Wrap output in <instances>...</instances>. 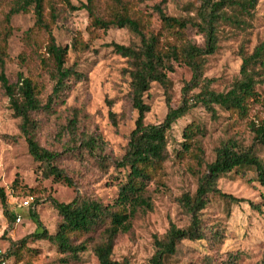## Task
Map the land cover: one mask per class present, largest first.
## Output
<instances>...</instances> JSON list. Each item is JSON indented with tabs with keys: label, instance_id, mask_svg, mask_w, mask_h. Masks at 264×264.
<instances>
[{
	"label": "rangeland",
	"instance_id": "374dc122",
	"mask_svg": "<svg viewBox=\"0 0 264 264\" xmlns=\"http://www.w3.org/2000/svg\"><path fill=\"white\" fill-rule=\"evenodd\" d=\"M71 1L78 6L86 0ZM159 1L136 0L134 4L153 31L160 30V20L153 8ZM105 2L96 0L100 15L107 14ZM199 4V0H166L163 8L168 15L199 21L196 17ZM224 10L229 19L217 22V47L214 53L206 55L203 67V77L210 80V88L216 91L229 89L239 77L242 54L264 43V0H260L249 14L238 15L231 8ZM5 12L6 6L0 5V30ZM56 12L57 19L52 28L58 44L70 46L73 36L78 34L85 41L89 40L86 29L89 18L85 9L69 11L57 3ZM33 21L31 11L12 16V34L7 40L4 71L10 83L16 82L18 71L30 76L41 88L40 98L44 102L53 81L41 68L38 57L35 54L27 56L23 66L18 61V55L24 49L23 32L32 26ZM98 34L96 39L89 40L88 49L68 50L67 64L75 66L84 77L72 82L70 90L62 101L53 105L51 112L34 114L39 124L36 139L48 149L61 151L67 146L69 136L64 125L74 114L78 118L77 133H95L103 139V165L99 160L102 155L94 157L85 153L77 156L67 152L58 160L59 167L71 178L73 186L43 175L39 163L28 153L25 139L18 130L19 119L13 116L8 98L0 87V187L6 194L8 209L14 218L8 221L0 203V255H3L0 264H98L90 249L81 254L78 262L63 263L60 261L63 255L45 239H27L16 257H4L15 250L18 242L28 234L42 228L49 233L56 230L59 216L51 203L52 198L69 202L79 196L109 203L116 196L124 170L115 169L114 163L124 152L137 111L131 103L130 61L116 53L109 44L136 45L139 39L129 30L118 27L99 30ZM167 39L177 44L188 40L200 47L205 45L204 34L192 25L178 34H168ZM172 64L173 70L167 73L165 85L171 105L178 106L182 86L190 79V71L178 62ZM256 88L264 97V83ZM197 91L195 88L190 94ZM167 92L161 85L152 83L144 95L150 106L145 114V123L163 120L167 111ZM249 107L248 115L242 118L219 107H216V115L211 116L198 105L172 125L167 133L165 173L160 181L152 182L148 187L153 207L139 211L130 230L118 234L112 252L114 260L127 264H150L149 258L154 252L153 237L163 235L170 222L180 227L188 224L189 216L180 207L178 199L184 192L195 191L197 177L190 172L187 158L181 160L175 156L176 150L181 148L184 128L191 124L199 127L200 131L194 138L204 151L205 161L210 162L214 159L215 148L226 140L237 141L243 147L252 144L249 122H257L264 112L257 101H252ZM255 151L264 160V147L256 145ZM217 186L222 192L244 201L229 203L217 195H209L208 204L200 214L207 238L181 242L177 253L165 258V264H257L264 256V187L255 180L254 171L246 168L233 170L219 178ZM23 200H28L29 205L21 206ZM98 240V232L90 234L88 247Z\"/></svg>",
	"mask_w": 264,
	"mask_h": 264
},
{
	"label": "trees",
	"instance_id": "16d2710c",
	"mask_svg": "<svg viewBox=\"0 0 264 264\" xmlns=\"http://www.w3.org/2000/svg\"><path fill=\"white\" fill-rule=\"evenodd\" d=\"M136 0H106V15H100L96 0H86L78 6L71 0H0L6 6L3 17V28L0 30V87L8 98L9 108L15 118L19 119L18 130L24 137L28 153L39 163L45 177L67 186H73L71 178L58 165V160L65 153L82 156H101L105 143L99 134L77 133L78 118L74 114L64 125L69 140L61 151L43 147L36 139L35 132L39 127L34 114L42 111L51 112L53 105L63 100L72 82L79 81L84 74L75 66L68 65V50H85L90 41L96 39L99 30L110 27L125 28L136 35L139 43L124 45L111 42L109 45L122 57L130 61V95L132 107L137 111L134 127L130 131L127 144L114 168L124 170L118 181L116 196L109 203L97 198L75 196L69 202L51 199L56 209L59 222L56 230L49 233L45 228L35 231L18 243L15 250L4 257L17 256L25 246L27 239H45L57 247L63 255L60 261L74 263L81 259V254L90 249L98 264H127L112 257L114 241L118 234L130 230L132 220L139 211L151 210L153 201L149 185L158 182L164 175V163L167 159V133L172 125L186 115L192 108L200 105L211 116L216 115V107L227 110L239 117H246L252 101L261 104L264 112V97L257 91V85L264 83V43H259L249 53H243L239 68V77L229 89L216 91L210 88V80L203 77L206 55L215 52L217 47L216 24L219 20L229 19L225 8H231L238 15L249 14L260 0H199L196 17L181 18L168 15L163 8L166 0L154 5L160 20V30L148 28L144 16L136 10ZM60 3L69 11L85 9L89 18L86 29L89 40L85 41L78 34L73 36L70 46L60 45L53 34V24L57 19L56 4ZM32 12L34 21L31 27L23 32V51L18 55L19 65L23 66L27 56L35 54L39 64L53 81L50 93L43 102L40 98L41 88L30 76L22 71L17 72V80L10 83L4 71L7 57V40L12 34L10 25L12 16ZM188 25L195 26L204 34L205 45L197 46L188 40L180 44L167 39V35L180 33ZM42 50V52H40ZM178 62L190 71V79L182 86L181 103L172 106L166 89L167 73L173 70V62ZM152 83L161 85L166 96L167 111L159 123H145V114L150 110L144 95ZM198 88L195 93L190 92ZM253 142L242 146L237 141L226 140L215 148L214 159L205 161L204 151L197 144L195 135L199 127L187 125L182 132L180 147L175 152L178 159L185 160L190 172L197 177V186L193 193L184 192L178 199L180 207L189 216L186 226H177L170 222L161 236L153 237L154 252L149 258L150 264H165V258L174 256L181 242L203 241L207 230L200 218L202 210L208 204L209 195H217L229 203H240L243 198L222 192L217 182L223 175L237 169H251L255 180L264 187V160L255 151V146L264 147V116L257 122H249ZM70 143V144H69ZM104 164L105 156L99 158ZM0 203L8 221H13L8 209L7 197L0 187ZM252 207L257 205L248 202ZM35 216V212H32ZM98 232L99 240L89 248L87 239ZM3 255H0V261ZM264 264V256L257 262Z\"/></svg>",
	"mask_w": 264,
	"mask_h": 264
},
{
	"label": "built area",
	"instance_id": "2783aa9c",
	"mask_svg": "<svg viewBox=\"0 0 264 264\" xmlns=\"http://www.w3.org/2000/svg\"><path fill=\"white\" fill-rule=\"evenodd\" d=\"M29 205V201L28 200H23L22 201V203H21V206H23V207H26V206H28ZM20 218H19V216L17 217V220H19ZM2 263H4V262H2Z\"/></svg>",
	"mask_w": 264,
	"mask_h": 264
}]
</instances>
